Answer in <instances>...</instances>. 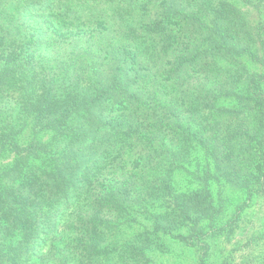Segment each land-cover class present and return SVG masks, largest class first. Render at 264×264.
I'll list each match as a JSON object with an SVG mask.
<instances>
[{
    "label": "trees",
    "instance_id": "1",
    "mask_svg": "<svg viewBox=\"0 0 264 264\" xmlns=\"http://www.w3.org/2000/svg\"><path fill=\"white\" fill-rule=\"evenodd\" d=\"M259 196L264 0H0V264H264Z\"/></svg>",
    "mask_w": 264,
    "mask_h": 264
},
{
    "label": "rangeland",
    "instance_id": "2",
    "mask_svg": "<svg viewBox=\"0 0 264 264\" xmlns=\"http://www.w3.org/2000/svg\"><path fill=\"white\" fill-rule=\"evenodd\" d=\"M246 221L249 224L246 230H239L236 236L233 238V243L226 246L224 251V258L226 257L231 262H239V251L235 247V242L241 240L243 236L250 230H260L259 228L264 227V196L256 197L249 207ZM222 259V256L220 260ZM227 260V261H228Z\"/></svg>",
    "mask_w": 264,
    "mask_h": 264
}]
</instances>
